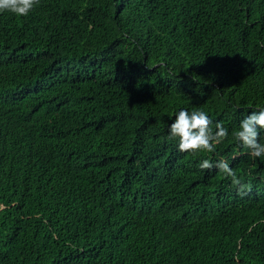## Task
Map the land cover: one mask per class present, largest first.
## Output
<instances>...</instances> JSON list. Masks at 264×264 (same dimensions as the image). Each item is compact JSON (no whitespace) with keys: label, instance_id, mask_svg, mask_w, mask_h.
I'll return each mask as SVG.
<instances>
[{"label":"trees","instance_id":"obj_1","mask_svg":"<svg viewBox=\"0 0 264 264\" xmlns=\"http://www.w3.org/2000/svg\"><path fill=\"white\" fill-rule=\"evenodd\" d=\"M259 105L264 0L0 12V264H264V158L232 138ZM180 108L229 135L179 152Z\"/></svg>","mask_w":264,"mask_h":264},{"label":"clouds","instance_id":"obj_2","mask_svg":"<svg viewBox=\"0 0 264 264\" xmlns=\"http://www.w3.org/2000/svg\"><path fill=\"white\" fill-rule=\"evenodd\" d=\"M39 0H0V12H10L18 16H27ZM212 121L204 110L180 108L175 111L168 123L167 133L176 141L179 152L196 153L203 151L213 153L216 145L229 135L222 123L216 122L215 131ZM236 144L248 149L253 159L264 158V105L257 106L240 118L232 132ZM264 163V160H261ZM201 169L220 170L232 182L240 184L237 173L224 159L212 161L208 158L199 161Z\"/></svg>","mask_w":264,"mask_h":264}]
</instances>
